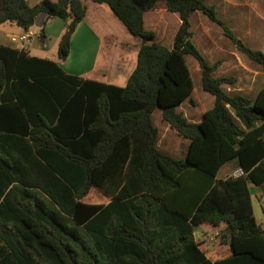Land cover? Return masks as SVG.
<instances>
[{
    "label": "trees",
    "instance_id": "16d2710c",
    "mask_svg": "<svg viewBox=\"0 0 264 264\" xmlns=\"http://www.w3.org/2000/svg\"><path fill=\"white\" fill-rule=\"evenodd\" d=\"M89 1L141 41L123 87L0 45V264H264V228L248 187L264 195V89L253 98L224 93L234 79L211 76L216 64L195 48L189 19L199 12L236 41L229 29L204 0ZM159 4L179 19L171 48L144 28V14ZM41 13L64 22L63 62L85 16L80 0H0V25L29 30ZM241 51L264 73L262 52ZM185 56L213 97L198 123L177 112L193 91ZM156 109L188 140L184 158L157 148ZM229 162L245 175L217 178ZM92 188L108 202H83ZM203 225L221 229L227 257H206L194 238Z\"/></svg>",
    "mask_w": 264,
    "mask_h": 264
},
{
    "label": "rangeland",
    "instance_id": "374dc122",
    "mask_svg": "<svg viewBox=\"0 0 264 264\" xmlns=\"http://www.w3.org/2000/svg\"><path fill=\"white\" fill-rule=\"evenodd\" d=\"M204 2L206 5L214 7L216 16L229 29L236 41H232L225 35L220 26L209 21L203 14H195L192 17L190 26L192 43L210 66L216 64L211 73L213 78L234 79L231 86L223 85L221 87L224 93L229 96L236 93L253 98L260 89H264V73L256 64L249 61L241 49L244 47L264 54V0H204ZM111 18L120 24L113 15H111ZM178 25V16L167 12L162 4L147 12L144 17L145 30L151 31L154 34V41L166 48L172 46ZM32 31L38 33V29L35 27ZM6 34L7 32L0 26V44H9V41L5 38ZM132 38L140 45V39ZM30 41H32L30 47L37 46V43H33V39ZM34 48V51H31L32 55H43L38 47ZM54 51L53 49L50 53ZM184 60L192 79L193 91L189 98L177 108V112L181 113L190 122L193 119H200V116L212 107L213 98L201 89L200 71L197 62L191 56H185ZM70 62H62V69L65 73L74 75L79 71V68ZM227 109L232 113L229 107ZM151 122L160 133V150L176 159L184 158L188 140L173 131L169 133L168 130H165L163 126L165 123L162 122L158 109L152 113ZM224 169L225 167L218 176L223 174ZM252 193L254 217L258 224L264 228V197L255 196V190H252ZM83 202L105 204L108 199L97 189L92 188L83 199ZM220 236L221 229L209 225L200 226L194 232L195 241L206 257L211 260L224 258L229 254L227 245L220 242Z\"/></svg>",
    "mask_w": 264,
    "mask_h": 264
},
{
    "label": "crops",
    "instance_id": "0c3cea01",
    "mask_svg": "<svg viewBox=\"0 0 264 264\" xmlns=\"http://www.w3.org/2000/svg\"><path fill=\"white\" fill-rule=\"evenodd\" d=\"M25 1L27 5L31 7L36 5L41 0ZM49 1L55 2L56 0ZM80 1L85 6V16L82 21L76 26L75 31L71 36L70 51L65 61H71L70 63H74L78 66L79 71L75 73L74 76H77L82 79L94 80L100 83L109 84L117 87L125 86L128 77L130 76L135 67L136 54L139 47L138 42H136V40H134L132 36L129 35L128 32H126L125 28L120 22V24H118V22L111 18L112 14L106 5L95 4L90 2L89 0ZM195 14L202 15L199 14V12L193 13L189 19L190 26L192 23V17ZM0 26L7 32L5 38L8 41L10 36H17L23 32V29L16 26L14 23L6 22L1 24ZM42 27L45 35L44 42L41 43L39 41L38 29V33L33 31L35 33V37L32 38L33 43H37V46L30 47L32 43V41H30L24 49L27 50L30 56L48 59L51 61H57L62 68V62L57 60L56 48L58 46L60 36L64 29V22L60 19L49 18L45 19ZM31 30H33V28H31ZM0 45L12 48L16 47L15 45L11 44L10 41L9 44ZM34 47H38L41 50V53L43 52V55H32L31 51H34ZM53 49L55 51L53 53H50L53 51ZM200 120L201 116L200 119H193L190 122L193 121V123H198L200 122ZM163 126L165 130L169 131V133L172 131L176 133L173 129L170 128L168 124L165 123ZM158 135L159 136L157 148L160 150V133ZM224 167L225 169L223 174L221 176H218L220 171ZM233 167L234 162L225 163L219 170L217 178H225L230 172L233 171ZM248 187L251 193L252 190H255V196L264 197L262 191H260L254 185L249 184ZM256 222L258 223L257 220Z\"/></svg>",
    "mask_w": 264,
    "mask_h": 264
},
{
    "label": "built area",
    "instance_id": "2783aa9c",
    "mask_svg": "<svg viewBox=\"0 0 264 264\" xmlns=\"http://www.w3.org/2000/svg\"><path fill=\"white\" fill-rule=\"evenodd\" d=\"M34 37H35V33L31 29H29V30H23V32L20 35L10 36L9 41L13 45H15L18 49H24L25 46L28 45L30 40ZM244 175L245 173L241 169H237L231 174L233 178Z\"/></svg>",
    "mask_w": 264,
    "mask_h": 264
},
{
    "label": "water",
    "instance_id": "95a60500",
    "mask_svg": "<svg viewBox=\"0 0 264 264\" xmlns=\"http://www.w3.org/2000/svg\"><path fill=\"white\" fill-rule=\"evenodd\" d=\"M46 18H47L46 13L39 14L34 20V27L37 29L41 28L43 26ZM238 45H239V43H238ZM239 47H241V46L239 45Z\"/></svg>",
    "mask_w": 264,
    "mask_h": 264
}]
</instances>
